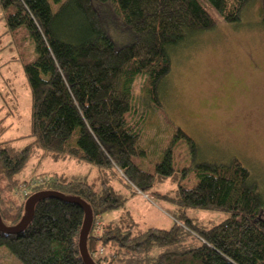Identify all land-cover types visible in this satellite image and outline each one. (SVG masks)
I'll return each mask as SVG.
<instances>
[{"label":"trees","instance_id":"trees-1","mask_svg":"<svg viewBox=\"0 0 264 264\" xmlns=\"http://www.w3.org/2000/svg\"><path fill=\"white\" fill-rule=\"evenodd\" d=\"M250 1L0 0L8 30L24 27L36 51L35 59L24 66L32 141L21 149L14 146L15 140L0 141L4 193H18L23 201L18 199L21 203L15 206L8 202V209L0 204L1 222L18 225L28 198L38 192L81 200L96 219L125 205L126 198L109 183L114 177L143 193L154 183L174 180L178 171L167 154L153 172L134 162L144 150L139 148V130L127 120L133 82L143 76L147 97L161 108V87L170 76L176 49L213 30L219 18L237 23ZM176 134L190 146L194 161L197 145L183 131ZM40 150L53 160L95 166L99 181L64 175L19 180ZM194 166L191 185L178 184L171 199L177 214L168 230L139 231L130 218L101 219L97 234L91 228L87 251L95 264H264V198L256 178L236 160ZM179 173L184 177L186 170ZM187 209L227 216L216 225L197 226L186 216ZM83 220L84 211L76 202L41 199L22 231H0V247L20 264H84L78 248ZM100 249L105 253L98 255Z\"/></svg>","mask_w":264,"mask_h":264},{"label":"rangeland","instance_id":"rangeland-1","mask_svg":"<svg viewBox=\"0 0 264 264\" xmlns=\"http://www.w3.org/2000/svg\"><path fill=\"white\" fill-rule=\"evenodd\" d=\"M35 57V45L26 29L10 32L0 8V141L15 140L19 149L32 141L28 137L31 94L24 66ZM132 96L127 120L139 130V148L144 150L142 156L133 158L135 164L153 172L154 165L167 154L178 173L174 180L154 183L146 193L132 190L114 177L109 183L126 198L125 205L97 218L104 222L130 218L139 231L168 230L176 222L177 206L171 199L178 184L190 186L194 163L202 161L236 160L256 178L264 198V0H251L237 23L227 24L219 18L213 30L176 49L170 76L161 87V108L154 107L147 97L143 76L133 82ZM178 129L197 145L194 161L190 146L176 134ZM43 154L40 150L33 156L17 178L34 182L64 175L88 183L99 181L93 165L53 160ZM183 169L184 177L179 173ZM4 184L0 181L1 207L8 209V202H13L12 206L21 203L18 193H4ZM23 189L24 184L20 191ZM186 216L197 226L210 227L227 214L187 209ZM260 219L264 221V206ZM0 264L20 263L0 247Z\"/></svg>","mask_w":264,"mask_h":264},{"label":"water","instance_id":"water-1","mask_svg":"<svg viewBox=\"0 0 264 264\" xmlns=\"http://www.w3.org/2000/svg\"><path fill=\"white\" fill-rule=\"evenodd\" d=\"M50 197H55V198H60L61 200L76 202L83 209L84 220H83L82 228L80 231L78 248H79L80 256L82 257L84 264H95V262L93 261V259H91L87 251V237L91 230L92 219H93L92 212L89 206L81 200L69 199L56 192H47V191L38 192L28 198L27 204L25 206L26 215L22 218V220L18 223V225L14 227H7L0 220V231H2L5 234H16L22 231L25 225L28 223L29 219L31 218L33 208L36 202H38L41 199L50 198Z\"/></svg>","mask_w":264,"mask_h":264},{"label":"built area","instance_id":"built-area-1","mask_svg":"<svg viewBox=\"0 0 264 264\" xmlns=\"http://www.w3.org/2000/svg\"><path fill=\"white\" fill-rule=\"evenodd\" d=\"M94 221L95 222L92 223L93 232H99L101 230L102 221H101V219H99L97 217H96V219ZM104 253H105L104 249H100L98 255H101V254H104Z\"/></svg>","mask_w":264,"mask_h":264},{"label":"bare ground","instance_id":"bare-ground-1","mask_svg":"<svg viewBox=\"0 0 264 264\" xmlns=\"http://www.w3.org/2000/svg\"><path fill=\"white\" fill-rule=\"evenodd\" d=\"M93 220V219H92ZM91 228H92V225H91Z\"/></svg>","mask_w":264,"mask_h":264}]
</instances>
